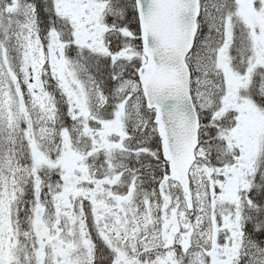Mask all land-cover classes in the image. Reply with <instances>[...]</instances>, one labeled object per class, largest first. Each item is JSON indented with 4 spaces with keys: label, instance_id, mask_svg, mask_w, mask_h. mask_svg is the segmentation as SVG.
I'll return each mask as SVG.
<instances>
[{
    "label": "snow or ice",
    "instance_id": "snow-or-ice-1",
    "mask_svg": "<svg viewBox=\"0 0 264 264\" xmlns=\"http://www.w3.org/2000/svg\"><path fill=\"white\" fill-rule=\"evenodd\" d=\"M0 264H264V0H0Z\"/></svg>",
    "mask_w": 264,
    "mask_h": 264
}]
</instances>
